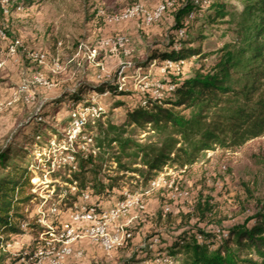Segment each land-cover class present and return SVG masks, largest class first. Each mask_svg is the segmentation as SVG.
<instances>
[{
	"label": "rangeland",
	"instance_id": "rangeland-1",
	"mask_svg": "<svg viewBox=\"0 0 264 264\" xmlns=\"http://www.w3.org/2000/svg\"><path fill=\"white\" fill-rule=\"evenodd\" d=\"M168 1L174 8L159 23L146 27L139 20L104 22L105 16L130 7L133 0H0V152L9 149L6 165L22 163L34 178L23 235L6 247L20 258L17 264L53 258L62 246L65 225L79 236L71 248L75 255L80 253L65 264H153L159 254L181 264L184 253L172 251L182 235L202 231L223 241L228 230L252 227L255 217H264V137L234 149L207 151L189 168L166 167L155 177L154 189L144 179V156L152 158L165 142L183 144L171 131L157 134L126 125V111L149 100L139 91V82L146 76L149 81L165 79L154 55L191 41L210 66L220 49L237 48L240 42L243 0L194 2L195 10L180 22L182 37L175 28V15L186 0ZM157 2L146 5L153 9ZM216 4L223 6V18H214ZM116 36L129 40L128 56L102 45ZM197 62V57L187 60L180 79L189 78ZM128 63L119 76V69ZM120 83L126 95L97 91L101 84ZM126 138L144 151H127L126 155L137 154L139 164L131 166L136 173L123 172L116 163L120 149L113 141ZM72 152L96 157L103 164L98 177L105 185L112 177H123L107 198L84 191L91 196L87 205L108 210L124 200L123 193L144 205V210L131 208L120 219L132 238L110 253L83 236V224L69 219L80 203L76 183H70L78 172ZM126 161L121 158L122 164ZM3 173L0 164V176ZM197 203L209 210L202 219H188ZM32 251L27 261L24 257Z\"/></svg>",
	"mask_w": 264,
	"mask_h": 264
},
{
	"label": "trees",
	"instance_id": "trees-1",
	"mask_svg": "<svg viewBox=\"0 0 264 264\" xmlns=\"http://www.w3.org/2000/svg\"><path fill=\"white\" fill-rule=\"evenodd\" d=\"M195 1L201 0H186L176 12V29H183L180 22L195 10ZM242 6L239 46L220 49L213 65L203 62L205 57L200 47H191V41H179L177 50L157 53L152 58L177 62L197 57L198 66L185 80L171 79L175 85L171 97L159 102L146 100L145 105L126 111L128 127L148 129L157 134L171 131L183 140V144L165 142L152 158L144 156L141 164L147 169L146 182L154 180L166 167L189 168L207 151L234 149L264 137V0H243ZM214 7V18H223V6L216 4ZM97 91L126 95L117 86L108 84H101ZM113 142H117L120 149L116 161L119 169L138 172L131 169L139 164L135 159L137 154H126L128 150L138 153L144 152L143 149L128 138ZM8 150L0 152V164L4 169L0 176V264H17L20 258H14L6 247L13 238L23 235L27 223L25 208L34 198L33 175L22 163L6 165ZM73 156L78 172L70 183H76L78 196L90 190L92 195L104 199L119 188L123 177H112L107 185L98 177L103 164L97 162L96 157L91 154L84 157L76 152ZM124 157L129 161L122 164ZM205 210H209L208 206L197 203L194 213L187 218L202 219ZM189 234L177 238L172 251L184 253L185 260L181 264H264V217H255L252 227L228 230L223 241L202 231ZM33 252L24 258L31 260Z\"/></svg>",
	"mask_w": 264,
	"mask_h": 264
},
{
	"label": "built area",
	"instance_id": "built-area-1",
	"mask_svg": "<svg viewBox=\"0 0 264 264\" xmlns=\"http://www.w3.org/2000/svg\"><path fill=\"white\" fill-rule=\"evenodd\" d=\"M158 1V2H157ZM146 2H157L153 9H149ZM196 3H201V5H206L207 0L195 1ZM174 8L173 2L168 0H133V4L115 14L105 16L104 22L108 25L127 23L130 21L139 20L146 27H150L159 23L165 14ZM185 34L184 30H179L178 35L182 37ZM129 40L125 36H116L114 38H109L103 40L102 45L105 48H117L120 49L125 56H128L129 51L127 50ZM187 61H162L160 74L165 77L162 81H149L148 77H144L142 81L139 82V91L143 94L149 96L151 101H162L172 96L175 85L171 83L172 78L179 77ZM130 65L125 64L122 66L118 75L122 76L125 69ZM123 83L118 84V89L123 90ZM146 101L142 102L145 105ZM75 152H72L71 158L75 162L73 156ZM77 167H74L76 170ZM34 178H32L31 182ZM151 188L158 187L157 181L154 179L149 182ZM33 186V185H32ZM33 190V189H32ZM124 200L121 203H117L113 208L104 210L99 207V205H87L90 200V195L87 192H83L80 195V203L76 206L75 210L69 215V219L74 224H83V236L87 238L94 246H97L106 253H110L119 247L124 246L128 240L132 238L131 232L125 227V225L119 224L121 218H124L131 208H138L139 210H144V205L140 199H132L127 193H123ZM56 212V210H53ZM65 234L62 236V246L53 253V258L45 262L41 257L35 264H65L66 259L76 256L80 257V253L76 254L71 248V244L79 238L75 233L73 228H69L65 225ZM53 236V233H49ZM159 257L153 262V264H159L164 262L165 264H172L170 262V255L164 257L159 254ZM163 256V257H161Z\"/></svg>",
	"mask_w": 264,
	"mask_h": 264
},
{
	"label": "crops",
	"instance_id": "crops-1",
	"mask_svg": "<svg viewBox=\"0 0 264 264\" xmlns=\"http://www.w3.org/2000/svg\"><path fill=\"white\" fill-rule=\"evenodd\" d=\"M69 264V263H68Z\"/></svg>",
	"mask_w": 264,
	"mask_h": 264
}]
</instances>
